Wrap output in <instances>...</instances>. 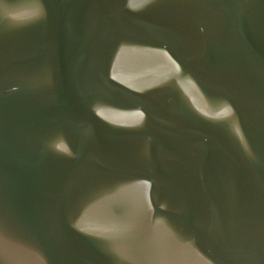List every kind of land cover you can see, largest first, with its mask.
I'll return each instance as SVG.
<instances>
[{
  "label": "water",
  "instance_id": "1",
  "mask_svg": "<svg viewBox=\"0 0 264 264\" xmlns=\"http://www.w3.org/2000/svg\"><path fill=\"white\" fill-rule=\"evenodd\" d=\"M0 264H264V0H0Z\"/></svg>",
  "mask_w": 264,
  "mask_h": 264
}]
</instances>
